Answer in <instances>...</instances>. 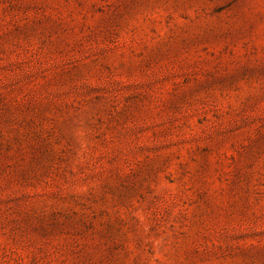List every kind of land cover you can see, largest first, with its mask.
Here are the masks:
<instances>
[{
	"label": "rangeland",
	"instance_id": "obj_1",
	"mask_svg": "<svg viewBox=\"0 0 264 264\" xmlns=\"http://www.w3.org/2000/svg\"><path fill=\"white\" fill-rule=\"evenodd\" d=\"M0 264H264V0H0Z\"/></svg>",
	"mask_w": 264,
	"mask_h": 264
}]
</instances>
